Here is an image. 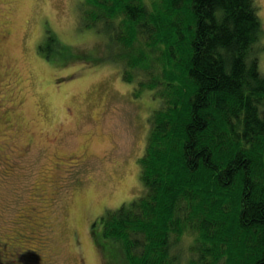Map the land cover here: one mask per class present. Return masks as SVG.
Returning a JSON list of instances; mask_svg holds the SVG:
<instances>
[{"label":"trees","instance_id":"16d2710c","mask_svg":"<svg viewBox=\"0 0 264 264\" xmlns=\"http://www.w3.org/2000/svg\"><path fill=\"white\" fill-rule=\"evenodd\" d=\"M78 14L109 53L77 57L118 64L135 97L160 99L137 159L140 194L96 219L109 256L114 245L119 264H264L259 5L80 0Z\"/></svg>","mask_w":264,"mask_h":264},{"label":"rangeland","instance_id":"374dc122","mask_svg":"<svg viewBox=\"0 0 264 264\" xmlns=\"http://www.w3.org/2000/svg\"><path fill=\"white\" fill-rule=\"evenodd\" d=\"M79 2L0 0V264H119L96 219L142 190L137 159L160 99L84 57H106L108 39L81 25Z\"/></svg>","mask_w":264,"mask_h":264}]
</instances>
